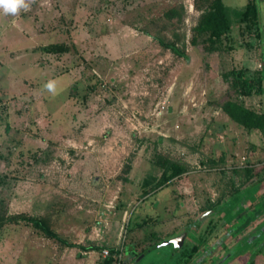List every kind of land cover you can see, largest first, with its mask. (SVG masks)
<instances>
[{"label":"rangeland","instance_id":"1","mask_svg":"<svg viewBox=\"0 0 264 264\" xmlns=\"http://www.w3.org/2000/svg\"><path fill=\"white\" fill-rule=\"evenodd\" d=\"M252 1L223 0L217 39L197 31L212 0H26L0 15V216H41L72 244L4 224L0 264H211L259 227L264 131L219 106L235 75L262 77L235 97L264 113V0L244 19ZM169 156L188 170L145 183ZM187 226L176 254L162 245Z\"/></svg>","mask_w":264,"mask_h":264},{"label":"trees","instance_id":"2","mask_svg":"<svg viewBox=\"0 0 264 264\" xmlns=\"http://www.w3.org/2000/svg\"><path fill=\"white\" fill-rule=\"evenodd\" d=\"M259 0H253L245 6L242 12L244 19H258L259 16ZM230 27L227 9L223 0H212L209 8L206 10L203 20L198 27L199 33H208L211 39H217ZM163 46L170 48L176 54L188 58L186 52L181 49L175 42H165L159 40ZM263 78H247L243 75H235L232 82V87L236 95H251L261 89ZM235 95V96H236ZM235 96L229 97L220 102L219 106L222 110L235 122L247 128L248 130L259 129L264 131V113H259L252 108L246 106L240 98ZM158 161L162 166L161 175H150L146 178L145 183L162 186L174 177H177L188 170L189 164L185 161L175 159L173 157H158ZM25 222L31 223L38 228L45 236L54 238L63 244L72 245L67 240L57 234L45 219L41 216H31L25 213L8 214L0 216V226L9 223ZM113 251L114 248H111ZM112 257H109L107 262H111Z\"/></svg>","mask_w":264,"mask_h":264},{"label":"flooded vegetation","instance_id":"3","mask_svg":"<svg viewBox=\"0 0 264 264\" xmlns=\"http://www.w3.org/2000/svg\"><path fill=\"white\" fill-rule=\"evenodd\" d=\"M241 221H242V224H246V222L248 221V217H246V218L245 217H241V220L240 221H237L236 224H239ZM189 226H187L179 234H177V235H175V236H173L171 238H168V239L164 240L163 242L168 241V240H171V239H174L177 236L183 234L185 231H187V234H188V232H189ZM261 234H262V229H258V230H256V232H251L249 234H243L242 237L239 238V239H237L236 241H234L233 244L231 246H229L224 253H221V255L216 256L214 258V261L211 262V264H218L231 251L233 252V254H231V257L229 258V260L225 264H231V263H234V262H236L237 264H247L248 261L249 260L251 261L252 258L254 260L253 261L254 263L252 262L251 264H255L256 261H257L256 259L258 257V254L260 255V254L263 253V251H260L259 250V246L262 245L264 247V245H263L264 238L261 239V237H260ZM232 237H235V236L232 235ZM256 240L258 242H256ZM163 242H161L162 245H163ZM165 245L171 246L172 249H173L172 250L173 251V254H176V252H177L178 249L174 250V245L172 243H168V244H165ZM183 245H185V244H183ZM258 250H259V252H258ZM244 254H246L248 256V259L246 261L241 260V257ZM249 254H251L250 257H249ZM203 256L204 255H202V260L198 264H204L205 263V260H204Z\"/></svg>","mask_w":264,"mask_h":264},{"label":"clouds","instance_id":"4","mask_svg":"<svg viewBox=\"0 0 264 264\" xmlns=\"http://www.w3.org/2000/svg\"><path fill=\"white\" fill-rule=\"evenodd\" d=\"M26 0H0V15H15L19 10H27ZM50 93H55V82L47 81L42 86Z\"/></svg>","mask_w":264,"mask_h":264},{"label":"crops","instance_id":"5","mask_svg":"<svg viewBox=\"0 0 264 264\" xmlns=\"http://www.w3.org/2000/svg\"><path fill=\"white\" fill-rule=\"evenodd\" d=\"M262 196H264V192H262L261 194H260V200H263V199H261L262 198ZM258 200H259V198H257ZM259 203V202H258ZM254 205H257V201H255L254 203H253ZM260 206H261V204H259ZM264 206V205H263ZM263 212L260 214V219H258L257 221H259V227H258V225H255V227H254V229H251L250 228V231L251 232H254V230L256 229H262V234L264 233V207H263ZM244 217V216H243ZM248 229V228H247ZM261 234V235H262ZM263 245H264V242H263ZM259 250L260 251H263V253L262 254H258V257H257V261H256V263L255 264H264V247L261 245V246H259ZM259 250H258V252H259ZM250 255L251 254H249V257H250ZM248 259V256L246 255H244V256H242L241 257V260H243V261H246ZM254 260H253V258L251 259V261L249 260L248 261V263L247 264H251L252 262H253ZM254 263V262H253Z\"/></svg>","mask_w":264,"mask_h":264},{"label":"water","instance_id":"6","mask_svg":"<svg viewBox=\"0 0 264 264\" xmlns=\"http://www.w3.org/2000/svg\"><path fill=\"white\" fill-rule=\"evenodd\" d=\"M186 235H187V231H185L183 234L177 236L174 239L163 242V245L168 244V243H172L174 245V250L179 249L184 244ZM231 254H233L232 251L230 253H228L226 255V257L222 261H220L218 264H225L229 260V258L231 257Z\"/></svg>","mask_w":264,"mask_h":264},{"label":"built area","instance_id":"7","mask_svg":"<svg viewBox=\"0 0 264 264\" xmlns=\"http://www.w3.org/2000/svg\"><path fill=\"white\" fill-rule=\"evenodd\" d=\"M104 253L107 255L109 253V251L108 250H105Z\"/></svg>","mask_w":264,"mask_h":264}]
</instances>
